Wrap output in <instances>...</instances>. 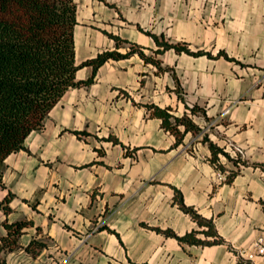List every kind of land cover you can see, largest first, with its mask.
<instances>
[{
	"label": "crops",
	"instance_id": "0c3cea01",
	"mask_svg": "<svg viewBox=\"0 0 264 264\" xmlns=\"http://www.w3.org/2000/svg\"><path fill=\"white\" fill-rule=\"evenodd\" d=\"M75 2L77 64L136 49L80 66L6 158L7 263L264 264L239 254L264 244V0ZM179 197L221 242L179 238L214 239Z\"/></svg>",
	"mask_w": 264,
	"mask_h": 264
},
{
	"label": "trees",
	"instance_id": "16d2710c",
	"mask_svg": "<svg viewBox=\"0 0 264 264\" xmlns=\"http://www.w3.org/2000/svg\"><path fill=\"white\" fill-rule=\"evenodd\" d=\"M76 11L75 0H0V186H4L6 158L25 148L29 134L43 125L65 91L78 84L75 80L78 68L92 65L96 70L107 59L127 56L136 49L132 46L126 53L105 50L77 64ZM162 45L191 52L178 43ZM163 116L166 123L169 115ZM169 127L177 132L175 125ZM211 147L217 150L212 144ZM8 199L9 196L4 198ZM177 200L200 225L207 226L203 230L206 235L214 236L212 241L197 238V230H192L180 239L200 244L222 241L210 220L186 206L180 197ZM23 225V221L5 223L7 235L0 243V264H8L6 252L13 248ZM34 243L28 245L29 250Z\"/></svg>",
	"mask_w": 264,
	"mask_h": 264
},
{
	"label": "built area",
	"instance_id": "2783aa9c",
	"mask_svg": "<svg viewBox=\"0 0 264 264\" xmlns=\"http://www.w3.org/2000/svg\"><path fill=\"white\" fill-rule=\"evenodd\" d=\"M229 145L234 150L236 158H237V156H239L242 153L241 147L239 145H235L233 143H229ZM221 176H222V174L219 175L220 178H221ZM239 254L242 257H245L246 259H249V260L254 259L257 255H263L264 256V244H263L262 238H259L253 242V248L240 250Z\"/></svg>",
	"mask_w": 264,
	"mask_h": 264
}]
</instances>
